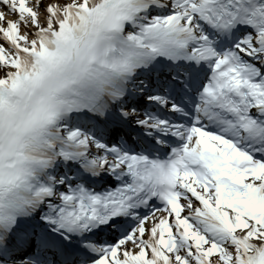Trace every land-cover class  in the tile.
Wrapping results in <instances>:
<instances>
[{
    "label": "snow or ice",
    "instance_id": "snow-or-ice-1",
    "mask_svg": "<svg viewBox=\"0 0 264 264\" xmlns=\"http://www.w3.org/2000/svg\"><path fill=\"white\" fill-rule=\"evenodd\" d=\"M0 264H264V0H0Z\"/></svg>",
    "mask_w": 264,
    "mask_h": 264
}]
</instances>
